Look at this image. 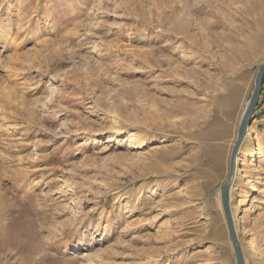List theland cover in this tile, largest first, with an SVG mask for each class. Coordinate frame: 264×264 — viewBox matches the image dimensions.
I'll return each instance as SVG.
<instances>
[{
    "label": "rangeland",
    "instance_id": "obj_1",
    "mask_svg": "<svg viewBox=\"0 0 264 264\" xmlns=\"http://www.w3.org/2000/svg\"><path fill=\"white\" fill-rule=\"evenodd\" d=\"M263 63L264 0H0L4 264H236L220 187ZM257 105L229 190L245 264Z\"/></svg>",
    "mask_w": 264,
    "mask_h": 264
},
{
    "label": "water",
    "instance_id": "obj_2",
    "mask_svg": "<svg viewBox=\"0 0 264 264\" xmlns=\"http://www.w3.org/2000/svg\"><path fill=\"white\" fill-rule=\"evenodd\" d=\"M264 76V63L258 67L256 76L254 78L253 89L251 91L250 97L247 100V104L244 107L242 112L239 126L236 133V140L232 147L229 159V171L228 175L220 187V202L223 209L224 217L226 220L227 228L230 235V240L232 243V247L235 254L236 264H245L244 258L242 256L240 244L238 241L237 233L234 229V222L233 216L230 210V203H229V190L232 186L235 172H236V158L239 152L240 145L244 138L246 137V133L250 124V120L253 117V112L258 104V99L261 92L262 87V80Z\"/></svg>",
    "mask_w": 264,
    "mask_h": 264
},
{
    "label": "bare ground",
    "instance_id": "obj_3",
    "mask_svg": "<svg viewBox=\"0 0 264 264\" xmlns=\"http://www.w3.org/2000/svg\"><path fill=\"white\" fill-rule=\"evenodd\" d=\"M246 138L247 137H245L244 140L242 141V143L240 145V148H239V152H238L237 158H236V162H237V164H236L237 165L236 166V171L237 172L236 173L241 174V175L245 174V170H244V168H242V166H239V163L243 162L246 159L247 154H248V149H247V146H246V144H247V141H246L247 139ZM130 140L133 141L134 139L132 137H130ZM254 144H255V147L253 148V150H255V153H254L253 156H258L260 151L258 150L257 146L261 147V144L258 141L257 142L254 141ZM258 192H259V186L257 185V182L254 179H250L249 178L247 180V183H246V191H245V193H246L245 208L246 209L252 208V207H254L256 205ZM230 210H231V213H232V208L231 207H230ZM0 212H2V211L0 210ZM242 220H243V216H240V218L236 219L235 222L233 221L234 222L233 224H234L235 232H237L236 231L237 225L239 223H241ZM17 240L18 239H16V237L14 236L12 240H9V239H7L6 241L2 240L1 243H2V246H3L5 243L17 242ZM244 262H245V260H244ZM0 264H4V261H3L2 258H0Z\"/></svg>",
    "mask_w": 264,
    "mask_h": 264
},
{
    "label": "crops",
    "instance_id": "obj_4",
    "mask_svg": "<svg viewBox=\"0 0 264 264\" xmlns=\"http://www.w3.org/2000/svg\"><path fill=\"white\" fill-rule=\"evenodd\" d=\"M264 79V78H263ZM263 84H264V80H263ZM262 91H264V85H263V88H262ZM259 106L261 107H264V103H262L261 101H259ZM258 106V105H257Z\"/></svg>",
    "mask_w": 264,
    "mask_h": 264
}]
</instances>
